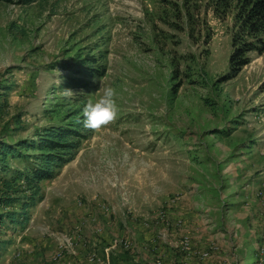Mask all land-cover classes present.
Wrapping results in <instances>:
<instances>
[{
  "label": "rangeland",
  "instance_id": "obj_1",
  "mask_svg": "<svg viewBox=\"0 0 264 264\" xmlns=\"http://www.w3.org/2000/svg\"><path fill=\"white\" fill-rule=\"evenodd\" d=\"M217 2L0 3V141L75 120L101 80L119 108L0 264H264V53L229 78L238 4Z\"/></svg>",
  "mask_w": 264,
  "mask_h": 264
},
{
  "label": "trees",
  "instance_id": "obj_2",
  "mask_svg": "<svg viewBox=\"0 0 264 264\" xmlns=\"http://www.w3.org/2000/svg\"><path fill=\"white\" fill-rule=\"evenodd\" d=\"M37 0H0V3L30 6ZM232 0H218L222 13ZM237 31L234 34V51L230 57L229 78L236 77L251 62L250 54L264 53V0H236ZM219 7L216 12L220 13ZM93 69L89 75L104 74L103 68ZM68 87L84 89L90 82L71 78ZM82 115L75 120L45 127L35 138L17 144L0 141V260L8 252L11 241L2 230L25 228L30 221V211L43 200L42 183L57 178L66 165L79 153L89 137L81 123ZM17 162L18 166L12 165ZM21 164V166H19Z\"/></svg>",
  "mask_w": 264,
  "mask_h": 264
},
{
  "label": "clouds",
  "instance_id": "obj_3",
  "mask_svg": "<svg viewBox=\"0 0 264 264\" xmlns=\"http://www.w3.org/2000/svg\"><path fill=\"white\" fill-rule=\"evenodd\" d=\"M72 93L71 90H64L66 96ZM96 94L97 99L95 101L88 100L83 107L81 121L85 129L93 132L110 125L117 118L119 111L116 90L106 86L103 80H101V86Z\"/></svg>",
  "mask_w": 264,
  "mask_h": 264
},
{
  "label": "crops",
  "instance_id": "obj_4",
  "mask_svg": "<svg viewBox=\"0 0 264 264\" xmlns=\"http://www.w3.org/2000/svg\"><path fill=\"white\" fill-rule=\"evenodd\" d=\"M190 234L192 235V237H191L192 239H193V238H194V239H198V236H197V235L200 234V232H199V233H197V232H193V233H190ZM190 234H189V236H191ZM209 244H211V243H209ZM213 244H215V243L213 242ZM209 246H210V245H209ZM218 254H220V250H219V253H218ZM220 255H221V254H220ZM193 256H195V255H193ZM195 257H196V256H195ZM217 258L219 259V258H221V256H218ZM215 259H216V258H215ZM214 262H215V261H214ZM218 264H219V263H218Z\"/></svg>",
  "mask_w": 264,
  "mask_h": 264
},
{
  "label": "built area",
  "instance_id": "obj_5",
  "mask_svg": "<svg viewBox=\"0 0 264 264\" xmlns=\"http://www.w3.org/2000/svg\"><path fill=\"white\" fill-rule=\"evenodd\" d=\"M196 254H199V251H196ZM190 256H193V255H187V257H190ZM188 259H190V258H188Z\"/></svg>",
  "mask_w": 264,
  "mask_h": 264
},
{
  "label": "bare ground",
  "instance_id": "obj_6",
  "mask_svg": "<svg viewBox=\"0 0 264 264\" xmlns=\"http://www.w3.org/2000/svg\"><path fill=\"white\" fill-rule=\"evenodd\" d=\"M208 256V255H207Z\"/></svg>",
  "mask_w": 264,
  "mask_h": 264
}]
</instances>
